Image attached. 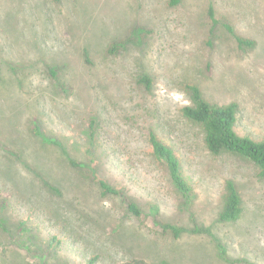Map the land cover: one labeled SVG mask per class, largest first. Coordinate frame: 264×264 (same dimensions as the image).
Segmentation results:
<instances>
[{"label":"rangeland","instance_id":"374dc122","mask_svg":"<svg viewBox=\"0 0 264 264\" xmlns=\"http://www.w3.org/2000/svg\"><path fill=\"white\" fill-rule=\"evenodd\" d=\"M136 27L152 31L146 46L130 42L107 56ZM235 34L255 46L241 51ZM66 62L69 94L45 72ZM142 73L154 78L149 93L134 85ZM186 82L212 105L237 104V132L264 139V0H0V264H89L94 256L97 264H264V179L238 154H211L201 129L181 118ZM97 98L106 122L97 123L93 148L110 152L102 164L88 155L83 120ZM148 130L179 157L189 200L153 157ZM55 138L61 147L49 144ZM95 173L141 207L158 206L157 217L183 234L164 233L152 215H130L121 199L100 194ZM229 182L241 213L224 222ZM54 237L61 243L49 253Z\"/></svg>","mask_w":264,"mask_h":264},{"label":"trees","instance_id":"16d2710c","mask_svg":"<svg viewBox=\"0 0 264 264\" xmlns=\"http://www.w3.org/2000/svg\"><path fill=\"white\" fill-rule=\"evenodd\" d=\"M179 3L180 0H171V4L173 6L178 5ZM209 15L213 23L212 33H214L213 30L217 27L219 21L215 18V11L213 7L210 8ZM225 25L227 29L233 32L231 25ZM150 32L152 31L145 28L136 27L134 30H132L129 39L112 43L111 46L107 47L105 52L107 56L116 55L121 51H125L128 48L130 42L135 43L139 47H145L146 45L143 44V38L146 33ZM234 37L237 46L241 51L252 49L255 46L254 40L246 39L236 34L234 35ZM209 44L213 45L212 39L211 41H209ZM92 50L93 48H91L90 46H86L82 52L83 67L89 70L96 66V62L91 56ZM66 63L68 66H66V64L60 65V63L51 65V67H49V69H47V71L45 72L48 78L53 83L54 87L57 86L61 91H63V93L69 94L70 90L72 89L71 87H69V84L66 81L67 76L65 70L67 68H70L71 70V63ZM28 67L31 70L38 69L37 62L28 63ZM154 84V78L151 74L142 73L136 77V83L134 85L139 86L140 89L149 93L153 89ZM183 85V89L188 95L190 104L184 105L180 108V116L183 120L201 129L204 136V144L206 149L213 155H219L223 152H228L242 156L256 167L259 177L264 179V139L256 140L251 136H243L237 132L239 106L237 104H230L227 106L212 105L205 99L202 88L198 84L186 82ZM122 90L124 96H126L125 94H127V92H130L128 89H126V86ZM76 98L77 99H74V102L76 104L80 106L84 105V101H82L78 96H76ZM101 100L102 99L99 100L98 98L95 99L94 107L96 108L90 113V115H93L92 117H90V122H88L86 118L83 120L86 121V129H89V134H87L86 137L89 152L88 155L97 157L102 164L103 159L108 154L110 155V152H108V150H105L107 147L106 142V147L102 148L104 154L99 151L103 155H100V153H95L93 148L95 144L97 145V123L105 124L106 122L104 109L105 101ZM82 109H84V106H82ZM146 139L152 151L153 157L165 167L168 179L174 189L181 195L182 198H184L185 200H189L192 194V186L182 174L181 161L174 149L163 142V140L154 130H148V132L146 133ZM77 143L79 144L80 142ZM49 144L56 148L61 147V142H59V140L56 138L50 140ZM8 153L11 155H18L17 152L10 149H8ZM115 155H117V152L115 153ZM68 166L70 168H81L82 164L80 162L71 160ZM94 181L99 188L100 194H102L103 196L117 197L121 199L123 204L125 205L127 212L130 215L136 218L152 215L155 218V224L158 225V227L162 229L164 233L171 234L174 236V238H178L183 234L184 228L178 225L164 223L157 217L158 206L152 205L146 209L144 207H141L140 205H138V203L128 198L126 192L124 191L125 189L114 186L106 179L99 177L97 173L94 174ZM227 191L228 193L226 203L222 212L220 213V220L224 222L235 220L241 213V199L236 185L233 182H229ZM60 243L61 241L58 237L52 238L49 246L47 247V251L51 253L53 249L60 246ZM98 260L99 257L94 256L89 260V264H97ZM116 264L150 263L144 259H131ZM159 264H169V262L164 261Z\"/></svg>","mask_w":264,"mask_h":264}]
</instances>
